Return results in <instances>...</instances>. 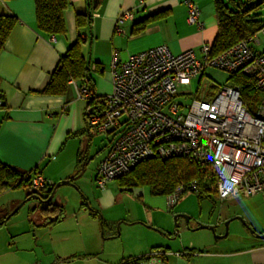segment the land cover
Listing matches in <instances>:
<instances>
[{"label":"crops","instance_id":"0c3cea01","mask_svg":"<svg viewBox=\"0 0 264 264\" xmlns=\"http://www.w3.org/2000/svg\"><path fill=\"white\" fill-rule=\"evenodd\" d=\"M184 1L186 0H68V7L63 14L65 34L50 37L37 29L34 0H0V16L13 15L17 19V24L0 53V91L3 103L0 109V162L20 174L41 175L53 185L64 180L75 183L80 169H85L95 144L93 136L96 134L86 126V101L77 98L76 88L71 84L62 97L44 96L39 92L49 82L60 57L66 54L78 38L83 41L82 55L94 69L91 72L96 74L94 77L91 75L95 96L111 92L110 65L114 57L125 61L131 55L160 45L167 46L173 54L189 49L199 54L203 45L211 46L216 38L215 6L213 0H190L200 9L199 20L203 29L199 30L196 26L188 25ZM125 12L131 13L132 19L120 25L122 33L118 34L115 31L116 19ZM87 13L91 17L90 25L78 29L77 16ZM252 47L256 51H264V33L256 35V42ZM96 65L99 69H96ZM222 74L208 69L198 79L185 80L179 87L176 101L180 97L190 101L209 99L224 85L216 83V79L221 81ZM203 79L210 81L207 90L201 87ZM75 85L77 86L76 83ZM107 148L108 143L102 150L96 151L100 155V161L105 157ZM78 159L82 160L80 168ZM124 189L128 188H123L122 191ZM139 189L134 188L133 192L138 197H144L152 208L164 213V202L158 204ZM101 190L103 194L96 200V207L104 212L116 206L117 198L107 195L105 189ZM30 193L29 188H24L0 195V212L10 215L13 207L22 200L24 203ZM31 200L38 202L32 198ZM61 201L63 200L54 198L53 203L61 205ZM19 207L20 205L16 209ZM41 208L39 202L34 206L39 214ZM164 214L170 216L166 212ZM39 217H34V225L51 229L62 223L65 214L58 223L49 227L42 226V217ZM91 217L96 220L95 215ZM177 218L178 216L174 217V222ZM151 222L147 224L155 227L156 224ZM102 225L105 232L107 223L104 221ZM249 225L252 228V223ZM192 227L194 231L207 230L199 229L202 227L200 224ZM215 229L213 228L212 233ZM263 232L252 233L247 229L240 237L233 236L230 239L232 243L223 240L227 235H222V231L214 239L204 233L174 242L159 237L154 239L143 233L145 237L141 239L139 236L138 239L144 242L137 244L133 241L132 247L125 248L115 260L110 261L119 264L158 252L159 264H264V239L255 237V234L261 235ZM108 235L110 238L118 236L115 232ZM61 238L62 241L68 240L65 235ZM92 239L89 250L69 253L65 249H53L47 254L27 259L21 256L17 247L9 245L10 248L5 249L0 246V264H88L92 260L97 264H111L100 260L98 252H93L97 251L99 245L94 235ZM175 253L185 255L177 257Z\"/></svg>","mask_w":264,"mask_h":264},{"label":"built area","instance_id":"2783aa9c","mask_svg":"<svg viewBox=\"0 0 264 264\" xmlns=\"http://www.w3.org/2000/svg\"><path fill=\"white\" fill-rule=\"evenodd\" d=\"M184 5L188 25L202 30L200 9L190 0ZM131 19V13H122L116 19V33H122L120 25ZM254 42L256 35L217 56H210L211 46L205 44L199 54L191 49L173 54L160 45L125 61L114 57L111 92L84 112L87 128L108 139L106 155L96 168L95 185L104 189L146 160L185 157L212 169L219 199L264 194V51H256ZM208 69L252 79L261 94L254 111L248 110L235 84L220 86L212 98L180 105L176 101L179 87L187 79L202 77ZM69 84L75 86L79 100L92 98L87 85ZM52 185L34 174L29 189L39 196ZM191 190L197 191L195 184ZM183 193L178 189L169 195L170 204ZM158 255L137 257V264H159ZM131 261L135 259L119 264Z\"/></svg>","mask_w":264,"mask_h":264},{"label":"rangeland","instance_id":"374dc122","mask_svg":"<svg viewBox=\"0 0 264 264\" xmlns=\"http://www.w3.org/2000/svg\"><path fill=\"white\" fill-rule=\"evenodd\" d=\"M90 75L96 76L93 72H90ZM220 78L221 81L216 79L217 84L220 82L224 85H232V82L228 81V75L223 73ZM209 83L208 79H203L202 89L207 90ZM177 102L185 105L189 104L190 100L180 97ZM97 135L93 136L95 144L92 148V155L85 169H80L79 178L75 180L74 186H61L56 192L55 200H63L61 206L65 219L62 223L51 229L34 225V217L40 218L39 210L34 209L38 202L31 200L21 205L22 200L9 213L21 205L17 212L0 226V246L5 249H9V245L17 247L21 256L27 259L34 255L47 254L53 249H65V252L69 253L89 250L94 235L99 247L93 252H98L100 260L111 262L110 260H115L125 248L129 249L135 242L137 244L144 242V240L140 242L138 237L142 239L147 234L148 237L154 239L159 237L162 240L169 239L174 242L180 238L185 240L204 233H208L206 235L214 239L215 236H220L218 232L222 231L223 235L227 230V236L223 240L232 243L230 239L233 236L240 237L246 233L247 229L252 233L264 231V194L247 198L229 197L222 200L217 197L216 192L209 194L206 198H199L192 192H184L173 204H170L168 198L151 196L146 187H141V191H145L147 198L150 197L158 204L164 202V213L170 215L166 216L160 210L148 205L144 197H138L133 192L134 188L122 187L117 180L109 182L104 188L107 195L117 198L116 206L101 212L96 207V200L103 194V191L94 183L96 168L100 161V155L96 151L102 150L107 145L108 139L104 135ZM123 188L131 190L122 191ZM166 206L170 208L167 210ZM4 214L0 212V218H6L8 214ZM92 215H95L96 220L91 217ZM175 216H178L176 222H174ZM229 216L231 217L228 218ZM104 221L107 223L105 232L102 225ZM148 222L159 227L148 225ZM247 222L252 223V228ZM226 223H228L227 229ZM197 224L216 228L215 232L194 231L192 226H197ZM110 232H115L118 236L110 238L111 236L108 235ZM102 233L105 235L102 236ZM64 235L68 236L67 241H62L61 237ZM90 263L97 264L98 262L92 260L88 262ZM111 264L115 263L111 262Z\"/></svg>","mask_w":264,"mask_h":264},{"label":"trees","instance_id":"16d2710c","mask_svg":"<svg viewBox=\"0 0 264 264\" xmlns=\"http://www.w3.org/2000/svg\"><path fill=\"white\" fill-rule=\"evenodd\" d=\"M217 18V35L211 45L210 56L224 53L232 46L241 41L257 35L264 30V0H213ZM35 18L37 29L50 36H62L65 34L63 14L68 7V0H34ZM90 13L78 15L76 27L83 28L90 25ZM17 24L13 15L0 16V53L4 50L6 42ZM83 41L78 38L72 44L50 76V80L39 94L50 97L65 96L69 83L75 82L78 86L87 85L92 98L86 101V107L99 105L95 96L93 83L90 75V66L82 55ZM96 69L99 66L96 65ZM228 81L238 85L241 89V97L248 110L252 113L259 103L260 92L252 79L242 75L228 76ZM2 92L0 91V100ZM79 160V159H78ZM82 160L78 161V168ZM30 174H20L15 169L0 162V195L30 187ZM121 186L130 188L146 187L150 195L169 196L178 189L183 192H192L199 198L215 194V175L210 167L197 165L188 161L185 157H172L168 159L146 160L132 169L125 177L118 180ZM195 184L197 191H192ZM54 185L37 196L41 201L48 199ZM36 196L32 192L27 198ZM85 205V203H83ZM40 216L42 226L49 227L58 223L64 217L63 207L50 202L46 205L41 203ZM6 219L0 220V226ZM135 261L126 264H137ZM132 260V259H128ZM127 260V261H128Z\"/></svg>","mask_w":264,"mask_h":264},{"label":"water","instance_id":"95a60500","mask_svg":"<svg viewBox=\"0 0 264 264\" xmlns=\"http://www.w3.org/2000/svg\"><path fill=\"white\" fill-rule=\"evenodd\" d=\"M74 186V183L71 181V180H64V181H61V182H58V183H56L55 185H54V187H53V189H52V192H51V194L49 195V197H48V199H46L45 201H41L37 196H33V197H30V198H27L26 199V201H24V203L25 202H27V201H29V200H31V198L32 199H35V200H37L40 204L42 203L43 205H46V204H48V203H50V202H53V200H54V198H55V195H56V192H57V190L61 187V186ZM23 204V203H22ZM21 204V205H22ZM55 204V203H54ZM21 205H20V207H21ZM57 205V204H56ZM86 205H87V203H86ZM88 206V205H87ZM18 209H16V210H14L10 215H8L7 217H6V219H9L16 211H17ZM226 229H227V223H226ZM199 229H207V230H211L212 232L214 231L213 230V227H206V226H202V227H200ZM227 235V230H226V232H225V235L224 236H226ZM255 237L257 238V239H264V234L263 235H259V234H255Z\"/></svg>","mask_w":264,"mask_h":264},{"label":"flooded vegetation","instance_id":"af4514ba","mask_svg":"<svg viewBox=\"0 0 264 264\" xmlns=\"http://www.w3.org/2000/svg\"><path fill=\"white\" fill-rule=\"evenodd\" d=\"M264 234V232L263 233H261V235H263Z\"/></svg>","mask_w":264,"mask_h":264}]
</instances>
